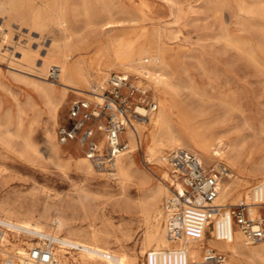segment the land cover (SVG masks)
<instances>
[{"label":"rangeland","instance_id":"1","mask_svg":"<svg viewBox=\"0 0 264 264\" xmlns=\"http://www.w3.org/2000/svg\"><path fill=\"white\" fill-rule=\"evenodd\" d=\"M28 1L32 15L41 10L46 20L49 18L48 0ZM55 1L67 6L71 25L76 31H81L88 43L100 39L102 24L109 20V11L115 15L113 34H133L143 30L160 32L163 42L180 52L181 56L174 64L177 78L182 83L193 80L199 91L192 94L180 85L175 92L176 114L183 121L188 117L187 120L193 124L204 121L211 131L244 139L248 147L244 164L252 183H257L264 175V0ZM47 22L45 29H39L30 20V15L21 21V26L17 25L20 23L18 20L8 25L0 17V37L2 32L7 33L8 28L11 31L9 43H2L5 55L0 57V202L9 197L21 203L24 210L32 207L41 210L48 205L54 212L63 211L68 228L62 236H66L72 228L97 229L104 235L100 238L103 243L114 249L123 247L128 252L130 264H147V255L141 250L145 219L142 201L163 182L157 166L148 159L144 150L142 153L135 151L139 152L136 157L138 176L121 185L101 174L92 176V179L79 174L75 162L80 155H84V150L76 142L60 143L62 157L59 163H54L28 148L19 137L21 133L33 135L30 137L34 144L41 146L43 128L51 120L49 101L40 85L51 82L58 85V81L51 73L45 79L40 75L39 67L42 56L46 54L45 44L50 42L49 36L57 32L56 24ZM38 31L42 32V36ZM19 43L39 49L38 59L30 66L20 60L22 45ZM119 73H127L135 80L143 77L140 73L114 69L103 91L110 87L111 77ZM149 83L153 85L150 77ZM69 93L70 98L65 102L62 117L56 126L57 133L61 126L68 123L71 103L86 97L72 91ZM143 126L138 128L140 140L144 138L140 131ZM144 130L148 134L150 129L147 127ZM183 138L187 140L185 136ZM170 151L166 152V157ZM223 161L228 165L226 160ZM170 173L174 182L177 181L171 170ZM174 188L171 187L170 195L174 193ZM244 207L247 210V206ZM258 210L256 220L264 218V206H258ZM210 237L208 231L207 240ZM214 251L219 252L217 249ZM206 252L203 249V257ZM245 264H264V258L248 259Z\"/></svg>","mask_w":264,"mask_h":264},{"label":"bare ground","instance_id":"2","mask_svg":"<svg viewBox=\"0 0 264 264\" xmlns=\"http://www.w3.org/2000/svg\"><path fill=\"white\" fill-rule=\"evenodd\" d=\"M29 3L28 0H0V17L4 18L8 25H12L13 21L18 20L20 23L17 25L21 26V21L30 15V20L39 29H45L47 21L56 24L57 32L49 36L50 42L45 44L46 54L42 56V64L39 66L41 69H39L40 75L48 79L52 68H57V74L54 77L57 79L58 85L63 87L59 88L57 83L52 82L49 85H40L43 94L49 101L51 120L43 128L41 146L34 144L30 137L33 135L19 134L25 145L47 160L59 163L63 152L56 126L62 117L64 104L70 98L69 91L78 96L84 95L93 102L100 101L111 71L114 69L140 73L143 76L148 75L159 99V109L153 113L152 118L153 114L150 116L151 120L146 124L136 125L137 132L131 127L127 128L125 137L128 139L130 147L132 146L130 151L118 155L110 170L95 168L86 155L82 154L75 162L77 171L86 179L101 174L125 185L138 176L136 157L139 152L142 153L144 150L148 159L157 166V172L160 173L163 184L152 189L142 201L145 205V219L141 235V250L147 255V264H202L205 263L203 249L207 251L217 249L220 253L225 254L227 259L223 264H245L248 259L264 258V239L255 242L260 244L250 248L249 245L254 243L248 242L245 233L235 220L234 209H232L235 206L245 205L250 217L256 220L255 216L260 212L258 206H264V175L258 179L257 183H252V178L244 164L248 151L244 139L231 138L225 134L211 131L204 125V121L193 124L191 120H187L189 117L187 119L185 117L186 120L183 121L176 114L175 108L178 105L175 92L180 85H183L192 94L199 92L193 80L189 79L182 83L177 78L174 64L177 62L176 58L181 56L180 52L167 46L163 42L160 32L152 33L143 30L133 34L111 33L116 26L115 15L112 11H109V20L102 24L100 39L88 43L81 31H76L71 25L66 13V5L55 0H48L49 18L46 20L41 10L32 15ZM90 24L91 20L88 18V25ZM0 27L2 26L0 25ZM10 33V28L7 33L2 32L0 57L5 55L1 47L2 43H9ZM37 33L42 36L41 31ZM41 45L43 44L41 43ZM20 49L22 55L20 60L25 61L28 66L33 64L39 49H31L26 44L22 45ZM141 125H144L140 129L141 134H144V138H141L142 141L138 131ZM191 125L192 128H190ZM147 127L150 129L148 134L144 130ZM101 145H104V141H101ZM179 148L198 152L205 165L215 164L224 159L229 165V171L221 182L220 194L214 202L217 212L212 215L208 223H205L203 232L196 237L186 235L181 239L171 240L167 235L168 212L166 204L165 209L162 207L163 199L166 198L165 200L168 201L172 197L169 194L172 186L175 187L174 192L176 190L182 192L184 188L181 182H174L171 178L170 170L173 172V169L167 162L166 152ZM0 170L2 169L0 168ZM174 177L176 176L174 175ZM24 208L21 203L6 197L0 202V218L54 237H61L63 231L68 228L63 211L54 212L48 205H45L41 210L34 207L25 210ZM165 219L166 224L164 225ZM261 219L262 217L257 220ZM192 222L197 224V221ZM208 231L211 234L209 240H207ZM101 236L104 235L97 229L72 228L66 236L61 237L63 245L57 246L55 252L57 260L65 264L131 263V256L123 247L114 249L103 243L100 239ZM33 245L34 243L30 239L23 238L19 233H7L0 247V264H24L27 248Z\"/></svg>","mask_w":264,"mask_h":264},{"label":"built area","instance_id":"3","mask_svg":"<svg viewBox=\"0 0 264 264\" xmlns=\"http://www.w3.org/2000/svg\"><path fill=\"white\" fill-rule=\"evenodd\" d=\"M57 70L52 68L53 77ZM109 85L100 101L93 102L87 97L74 100L69 109L68 123L58 130L61 144L76 142L94 167L100 170L112 169L117 156L130 151V143L125 137L127 128L137 132L136 125L146 124L159 108L154 85L149 83L148 75L135 80L127 73L115 74ZM167 160L176 180L184 188L182 192L176 190L166 202L167 235L171 240L186 235L196 237L217 212L214 202L229 167L223 160L207 166L197 153L185 148L173 150ZM233 212L248 242L264 239V218L254 220L244 206ZM192 221H197V224ZM9 232L19 233L34 243L27 248L24 264H65L55 255L57 246L63 245L62 236L42 234L0 218V247ZM226 259L225 254L214 250L204 255L205 264H223Z\"/></svg>","mask_w":264,"mask_h":264}]
</instances>
